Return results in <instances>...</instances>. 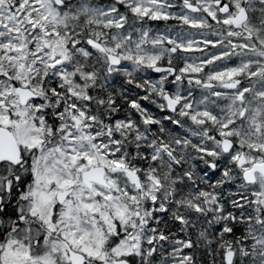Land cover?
<instances>
[{
	"label": "snow or ice",
	"instance_id": "obj_1",
	"mask_svg": "<svg viewBox=\"0 0 264 264\" xmlns=\"http://www.w3.org/2000/svg\"><path fill=\"white\" fill-rule=\"evenodd\" d=\"M0 264H264V0H0Z\"/></svg>",
	"mask_w": 264,
	"mask_h": 264
}]
</instances>
